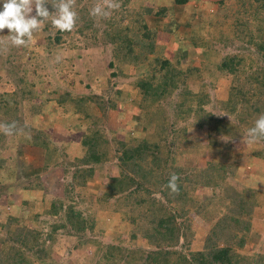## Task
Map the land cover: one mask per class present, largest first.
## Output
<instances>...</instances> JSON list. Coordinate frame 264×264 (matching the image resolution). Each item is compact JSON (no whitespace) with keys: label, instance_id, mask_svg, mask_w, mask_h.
<instances>
[{"label":"trees","instance_id":"trees-1","mask_svg":"<svg viewBox=\"0 0 264 264\" xmlns=\"http://www.w3.org/2000/svg\"><path fill=\"white\" fill-rule=\"evenodd\" d=\"M190 2L125 5L106 21L104 33L113 50L109 67L116 70L112 76L131 78L129 85L139 98L137 110L129 114L131 134L108 137L104 128L103 117L116 114L121 103H131L130 94L120 89L109 97V88L101 96L49 89L55 95L49 100L43 98L46 90L34 91L36 86L23 71L14 74L17 91L0 92V122L16 121L23 128L11 141L17 139L16 152L28 158L25 165L17 161L6 169L12 142L0 132V207L19 196L17 213L0 209V264H57L46 244L59 231L76 237V248L95 246V264H264V253L259 252L251 262L240 261L254 211L264 207V186L249 183L239 190L227 180L229 174H244L239 161L245 155L264 161L258 143L264 139L243 141L264 113V65L213 48V42L237 39L264 64V0H219L221 17L203 2L185 12ZM151 16L161 19L160 30L149 27L146 17ZM182 27L188 33L181 38ZM69 33L56 30L51 40L61 43ZM182 40L202 50L205 60L200 67L188 64ZM174 45L173 51L167 50ZM210 87L217 109L233 122L206 109ZM173 96L171 114L165 105ZM52 102L59 116L78 129L69 163L48 140L53 122L41 119ZM197 131L204 137L196 136ZM238 143L244 146L242 152L235 151ZM188 158L199 162L187 165ZM64 164L68 168L61 170ZM106 164L115 174L105 176L101 192H92ZM49 173L69 174L70 182L62 183L48 200L44 180ZM173 173L179 177L178 193L166 187ZM32 174L36 177L25 179ZM198 188H209L211 197H197ZM83 204L84 210H79ZM42 216L55 218L45 233ZM109 231L117 243L131 238L139 240L141 248L101 242ZM182 239L188 245L200 241V248L184 254L178 250Z\"/></svg>","mask_w":264,"mask_h":264},{"label":"rangeland","instance_id":"rangeland-1","mask_svg":"<svg viewBox=\"0 0 264 264\" xmlns=\"http://www.w3.org/2000/svg\"><path fill=\"white\" fill-rule=\"evenodd\" d=\"M130 4H126V0H118L120 9L125 5L130 7H138L142 4H148L149 6L157 7L159 0H129ZM219 0H191L190 4L185 6V12L196 10L203 2L207 5L206 8L213 15L221 17L223 14L222 10L217 9L216 2ZM97 2L102 0H79L76 1L74 10L78 13V19L75 27L70 31L68 35H64L61 43L56 44L51 40L56 35V28L51 24V18L46 20L39 31L33 34V40L27 46L21 47H9L7 51L0 52V92L3 90H18L15 85V73L20 74L26 71L28 75V82L34 84L36 92H40L41 88L46 90L43 95L44 99L53 100L54 94L49 93V89L56 90L59 92L70 91L76 95L86 96H101L104 94L107 88L109 91L106 93L107 97L111 96L112 92L117 90L126 91L130 94L131 103H121L119 108L113 116L108 114V118L103 117L104 128L108 137L111 135L116 138H122L126 133L131 134L130 121L131 117L129 114L134 113L137 108V100L139 99L136 94V90L130 86L129 82L132 79L122 78L120 76L113 77L112 74L116 72L114 68L109 67V63L113 60L112 45L105 36L106 21L108 18L113 17L116 11H112L106 18L96 19L90 16L89 9ZM50 12H55V8L50 4L45 5ZM0 9H2V3H0ZM35 15V10L32 13ZM146 21L150 28H156L160 30L162 27V21L160 18L153 16L146 17ZM88 26H84V24ZM187 29L180 28L178 35H186ZM10 32L6 28L3 32H0V40H7V35ZM50 38V40H49ZM175 44H179V40H175ZM183 48L188 49V64L190 66L200 67L202 62L205 60L202 50H198L193 47L190 42L181 41ZM175 46H171L169 51H173ZM213 48L217 53L221 54H235L244 55L248 58H252L255 62H259L258 65H264L258 59V56L253 49H250L244 43L239 42L237 39H232L228 43L213 42ZM20 96V92L18 91ZM110 94V95H109ZM215 91L210 87L211 101L207 105L206 109L213 113L217 117H222L230 121H234L233 118L220 113L217 109L215 101ZM174 96L166 102V108L172 110V104L174 102ZM41 101V100H39ZM39 101H36L37 104ZM172 114V113H171ZM41 119L43 122H53L54 128L49 132V141L59 148L60 153L65 156L64 163H69L72 155L75 154V142L74 139L78 138V129L73 124H70L66 118L59 116V113L54 106V102L49 103L47 111L42 113ZM183 124V123H182ZM191 130V132H190ZM189 130V134L193 131ZM19 134V133H18ZM205 133L200 131L196 132V136L204 137ZM17 135L13 134L7 137L10 142L13 137ZM192 136V135H191ZM9 144L11 149L9 150L10 165L6 169L14 166L17 161L20 164L25 165L27 163V157L16 152L15 145L17 139L11 141ZM262 148H264V142H258ZM68 144V146H67ZM238 143L235 151L242 152L243 145ZM66 146V147H63ZM67 155V156H66ZM24 157V159L22 158ZM22 162V163H21ZM71 162V161H70ZM195 158H188L185 160V164L194 165L198 163ZM12 165V166H11ZM58 168V167H57ZM68 165L64 164L60 169H67ZM59 169V170H60ZM239 170L237 174H229L228 182L239 190L245 189V185L249 183L255 184L259 189H263L264 186V161L256 160L250 156H244L239 161ZM20 172V171H19ZM60 173L62 171H59ZM115 168L111 164H106L100 168V176L96 183L91 185L92 192H101L104 189L103 181L105 176H111L115 173ZM39 175V174H38ZM37 175V176H38ZM36 177L35 175H26L25 179L29 180ZM43 178V174L40 175ZM70 175L60 174V176H54L47 174L44 183L46 188V199H51L55 193H58L61 189L62 183H69ZM243 182V183H241ZM12 190V189H11ZM17 194V193H16ZM40 195V194H39ZM43 196V195H42ZM90 197V196H89ZM197 197L210 198L211 190L209 188H198ZM11 198V197H10ZM5 199V196L2 197ZM13 203L6 204L0 209L6 213L12 212L17 213V203L19 196H13ZM79 210H84L83 206H78ZM195 218V217H194ZM198 219V218H197ZM196 219V220H197ZM195 220V221H196ZM55 218L49 216H42L40 222L44 228V233L48 232V229ZM198 223H196L197 225ZM201 228V225H200ZM199 231V229H197ZM201 234V232H200ZM115 235L110 231L104 236L100 237L101 242L108 244H117L119 247L129 246L141 248V242L139 240H132L128 238V241L117 243ZM200 242V241H199ZM194 241L188 245L186 239H182L179 244L178 250L184 254L199 249L200 243ZM52 248V259L57 264H95L93 258L95 253V246L87 245L83 248H76L77 238L67 234L65 231H59L54 235L53 241H47V244ZM255 252L264 253V207L257 208L254 211L252 219V230L249 235L248 241L240 253L242 259L240 261L251 262ZM49 264V262L45 263Z\"/></svg>","mask_w":264,"mask_h":264},{"label":"clouds","instance_id":"clouds-1","mask_svg":"<svg viewBox=\"0 0 264 264\" xmlns=\"http://www.w3.org/2000/svg\"><path fill=\"white\" fill-rule=\"evenodd\" d=\"M0 32L8 29L10 34L7 40H0V52L7 51L9 47H27L33 40V34L40 30L41 25L51 18V24L61 32L71 31L77 22L78 13L74 10L76 0H0ZM51 3L55 12H50L45 6ZM118 0H102L95 3L89 14L93 18H106L112 11L118 10ZM35 10V15L33 11ZM23 128L16 121L11 123L0 122V132L13 135L22 132ZM264 139V113L258 115L253 126L248 129L244 143H252ZM179 177L173 173L166 185L171 193H178Z\"/></svg>","mask_w":264,"mask_h":264}]
</instances>
